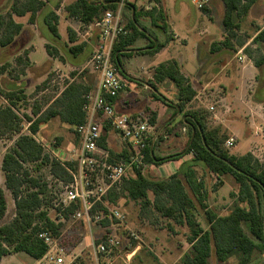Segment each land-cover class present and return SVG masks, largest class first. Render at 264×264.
Masks as SVG:
<instances>
[{
    "label": "trees",
    "instance_id": "obj_1",
    "mask_svg": "<svg viewBox=\"0 0 264 264\" xmlns=\"http://www.w3.org/2000/svg\"><path fill=\"white\" fill-rule=\"evenodd\" d=\"M258 0H224L225 16L224 27L229 36L222 45L230 47L229 38L236 36L235 31L240 29L235 23L234 17L243 19L246 17ZM126 2V1H125ZM124 2V4H125ZM122 0H76L68 5L65 10L67 16L83 24L90 26L100 20L107 11L116 12L120 8ZM134 8V18H128V25L125 24L129 34L120 38L113 48V63L121 73V56L130 57L128 51L140 38H146V34L139 28L143 27L139 22V14L134 4L127 3ZM46 4L42 0H12L8 11L0 13V48L11 46L23 31V24L15 18L29 16V22L34 23L39 13L45 10ZM130 10L129 7L123 6ZM157 13L159 20H166L163 11ZM208 7L203 11H207ZM122 18L125 11L122 12ZM156 9L147 11L146 16L154 17ZM127 16V15H126ZM60 19L55 11H47L44 23L55 40H60L59 33ZM166 24V23H165ZM164 33L169 34L168 27H162ZM69 42L77 41L76 34L68 30ZM172 37V36H171ZM171 37L166 40L169 42ZM254 43H264V30L254 39ZM167 43L159 45L148 52L150 55L157 54ZM219 43H213L212 53L218 49ZM221 45V44H220ZM241 45V44H240ZM50 57L58 58V49L51 52L49 45L45 46ZM87 49L86 43H81L69 48L73 57H78ZM249 55L248 49H245ZM27 56L28 53L26 52ZM21 60V58H19ZM256 68L264 65V55L259 60H254ZM8 70L7 65L0 67V76ZM122 74V73H121ZM156 83L171 80L178 89V108L183 117L178 121L183 128L187 129L189 140L185 149L168 158L157 156L156 148L162 140L173 134L172 122L167 125L154 143L155 133L149 136L146 149V161L156 166L176 161L184 156L191 155V162L186 163L177 173L169 177H156L151 174L135 173L130 179L124 181L119 193L126 194L132 201L141 202L143 208L154 205L164 217L171 218L179 226H185L189 230L187 242L192 246L189 254L182 259L184 264H209L210 259L215 256L220 263H225L235 252L239 253V264H264V163L256 159L250 152L244 155L230 154L224 148L228 136L218 127L207 128L206 117L202 111L187 110L188 104L194 100L197 93L194 91L190 81L181 73L177 62L161 64L154 71ZM152 89L157 91L155 84L150 83ZM92 87L82 82L68 83L52 103L44 110L42 107H35L32 111L33 117L29 127L30 134H22L21 126L23 120L16 114V101L22 100L17 92H3L2 95L7 105L0 106V136L16 135L14 147L7 152L2 159L1 169L5 177V186L10 191L15 202V218L12 222L0 226V262L12 254L24 253L33 260L41 258L47 247L39 238L42 232H50L56 237L61 236L64 224L51 218L46 208L48 198L51 195V188L47 183H40L34 178L29 165H36L38 168L49 169L54 180L69 184L72 181L71 175L60 162L50 157L34 138L40 130V125L48 123L53 119H59L61 123L69 125L74 129L86 122L87 114L85 106L87 96L92 92ZM156 100L167 104V100L160 95L153 93ZM117 98H109L113 103ZM147 110L145 113L149 112ZM149 122L153 126L157 124V112L150 111ZM35 119V120H34ZM172 128V129H171ZM156 132L159 128H155ZM75 131V130H74ZM195 131V132H194ZM107 127H104L99 145L102 149L108 150ZM60 141V140H59ZM133 153V149H123L118 154V161H127ZM73 167V165H71ZM199 167H203L206 174L216 177V185L223 183V178L231 176L237 185V190L231 193L237 199L238 204L230 212L219 214L213 211L207 204V189L203 177H199ZM153 194L154 200L150 199ZM192 195V196H191ZM244 204L245 206H242ZM72 204L64 212L65 220L77 209ZM198 208L204 211L206 228L197 219ZM99 210L107 213V210L99 205ZM8 212V200L5 190L0 183V222L3 221ZM249 226L248 235L243 227ZM104 226L109 222L104 221ZM64 244V243H63ZM73 264H86L83 257L77 258Z\"/></svg>",
    "mask_w": 264,
    "mask_h": 264
},
{
    "label": "rangeland",
    "instance_id": "obj_2",
    "mask_svg": "<svg viewBox=\"0 0 264 264\" xmlns=\"http://www.w3.org/2000/svg\"><path fill=\"white\" fill-rule=\"evenodd\" d=\"M93 1L100 2L101 0ZM143 1L144 0H139L138 2L143 3ZM161 1L166 4L161 8V11H163V14L165 16H168V24L172 29V32L169 31V34L166 35L164 40L170 38L172 35L175 36V38L171 41L169 49L156 59L150 57L134 58L135 68L141 69V67H143L147 69L151 63L153 65H159L161 63L178 61L182 62L181 64L183 65V70L192 69L198 62L192 50V40L195 36L193 35L194 33L198 32V30L203 31V29H206L208 38L206 45L208 48L212 44V41L218 39L223 32L226 33L227 36H229L223 23L225 16L224 0H212L213 4L211 1L210 7H208L207 11L198 10L192 4L191 0ZM8 9V4L6 5L5 3H3V0H0V13L6 12ZM120 11L121 14H123L121 8H119L114 13H119ZM142 13L146 12L143 11ZM259 14H261V10L260 8H257L256 11H253V14L250 18L251 21L253 19L256 20ZM129 17L130 15L128 14L127 16H125V18H122L124 24L128 25ZM16 20L22 23L23 26L27 25V27L29 28L26 30L23 37L17 39V41L14 42L15 44L13 43L7 48H0V67L3 65L8 66L7 72L0 76V106L8 104L2 95L3 92H17V96L22 98V100L16 101L17 107L15 108L16 114L23 120L21 133L30 134L29 127L32 121H28L26 116L33 117L32 111L36 106L42 107L45 110L49 106V103H51L52 100L62 90H64L65 86L70 83L72 78L74 77L75 80L73 82L84 83L86 81V85L91 86L92 90L94 91L96 89V82H98V74L92 71L91 67L88 66L87 63L70 70L54 69L53 67H48V65L44 66L46 65L44 64V61L46 60L45 49L42 47V43L39 41V39L33 40L34 35H38L39 38L43 36L45 41L47 42L46 45L50 46L52 53L55 52L56 49H60L62 54L60 53V50H58L59 60H71L73 59V56L67 49H65V46H63V44H55L54 41L56 40L49 33L47 27H45L42 21L39 20L37 23L36 19V23L34 22L32 24L29 22V18L26 17H16ZM234 21L235 23L239 24L240 29L236 30V36L234 38H231L234 44H230V47H225L230 49L232 54L236 53V46L242 48L244 44L250 40V37L254 35V28L249 27L250 29L249 31H247L248 26L241 22L242 19H238L235 16ZM158 23L161 27V30L163 31L164 29L162 27L166 25L164 20H161ZM145 29L146 31H151V28ZM211 36L212 38L209 39V37ZM29 39L32 40V42L36 46H38V54L36 58H38L37 61L43 63V67L41 68H34V66H32L29 62V58L26 54L27 51H23L21 49L24 42H27ZM254 39L249 41L248 45L245 47V49H248V51L250 52L253 61L259 60L262 56V52L254 43ZM223 43L224 41L221 42V45ZM151 45L152 44H150L149 46ZM33 48L34 46L31 47V49ZM245 49L244 52L247 57H249ZM93 51L87 54L88 56L86 55L87 62L91 58ZM19 58H21V60H19ZM204 60V62H206L208 65L207 72L209 75V82L211 83L214 81H212L211 78L215 79L214 75L219 71L222 72L223 69H218V65L210 64L211 66L209 67V62L207 61L206 57ZM238 71H240V68ZM247 71L248 70H246V72ZM257 74L258 75L255 79L252 77L250 78V76L249 78L247 77L248 79L245 80L244 88H242L243 92L238 93L240 94V96H242L241 98L243 101H240L238 103L236 102V99L231 100L232 95L230 96L229 94L233 93L234 88L235 93L240 92L241 87H238V85L231 86V79L227 76L226 71H224L222 78L223 86L218 87L214 85V87L208 86L207 88L203 89L200 98L196 100L191 107L192 109L203 112L204 116L206 117L208 129L219 127L228 136L229 139H234L235 142L233 148L226 149L224 145V148L228 150L230 154L239 156L244 155L248 153L249 150H251L250 153H252L254 157H256V159L264 163V141L263 143H261V145L252 147V138H248L246 136L248 131V125L246 124V121H251L252 116L242 114V118L239 119V114L241 112L237 107V105L250 106V104H252L256 106V104L262 105V103H264V67L263 69H259ZM210 75H212V77H210ZM202 82L204 83V80ZM158 90L160 91L159 88ZM126 95L127 92L125 94L123 93L121 96L123 97ZM248 102H250V104ZM212 106L215 108L213 112L209 111V108ZM227 109H229L230 118H228L229 121L227 119L226 123L229 122L230 126H233L229 127L230 132H234L236 130L240 131L241 136L238 139L235 137H231L230 132L228 130H224L225 127L220 126V124L217 123L216 116L224 117ZM118 112L121 115H124L123 113H121V111ZM255 112H258L255 117L262 116V114L264 115L262 109H257V111ZM245 113H248L247 110H245ZM150 115V111L147 113L142 112L141 115H138V117H145L150 119ZM237 116L239 118H237ZM182 117L183 115L181 114L180 118ZM180 118H178V121L180 120ZM165 122L166 121H164L163 123ZM160 125L157 126L159 130L157 132L154 131L155 136H159L165 128L164 127L161 130ZM173 126L174 133L168 136L165 140H162L156 148V154L160 158H168L169 156L181 153L185 149V146L189 140L187 131H183L184 128L179 122L174 124ZM105 127H107L108 131L107 140H110L109 144H107L106 142V144L108 145V150L105 151H107L109 154L110 162L113 164L125 162L118 161L117 156L123 151V149L127 148V144L123 141L118 132L115 131L110 125L107 124ZM34 138L39 143V145L43 147L44 152L54 159L55 157L50 152L51 149L54 148L69 153L72 150H78L80 146L79 139L74 131V128L61 123L59 119H53L48 123L41 124L40 130L38 134L34 136ZM16 139V135L12 136L7 134L0 136V183L2 188L5 190L8 200V212L3 221L0 222V226L12 222L15 218V202L10 191L7 190L5 186V177L1 166L4 155L14 147ZM27 168L30 170L31 175L34 178L39 179V182L41 184L47 183L48 187L51 188V195L48 198L46 208L49 209V215L54 219L57 213V205L60 202V183L52 178L48 168H38L36 165H29L27 166ZM154 176L161 177L156 173L154 174ZM199 177H203L204 182L206 183V189L208 192L206 205L210 208V210L212 209L217 213L221 212L223 214L230 212L238 204L237 199H235L231 195V193H234V191L236 192L237 190V185L235 184L231 176L224 177L223 183L219 185H216L214 179L209 178L204 171L199 173ZM119 190L120 188L111 190L106 197V202H108L110 207L118 208L126 215L125 224L116 225L118 226L116 228H119L122 233L136 232L142 239L141 249L147 250V253L141 254L139 257L134 259L131 264H163V262L160 263L159 261L155 260L156 258L151 251L155 252L156 254H160L162 251V247H166L171 239L170 237L172 236V224L177 226V229L181 232L178 233V231L177 234L174 235L178 238L182 237V234L184 233L183 229L188 230V228L185 226L177 225L171 218L164 217L159 211L155 209L154 205L143 208L141 202L130 200L129 198H127L126 194L119 193ZM150 199H152V201L154 200L153 194H150ZM241 205L245 206L244 204ZM63 224V245L66 246L75 256L79 255V257L81 258L83 257V260L86 264H95L90 243L92 241V234L95 235L96 232L97 235L100 234L98 232L100 231L99 227L97 225H92L91 234L88 226L84 222H73L67 220ZM243 227L246 233L248 235H251L249 226L244 224ZM146 235H148V237H145ZM21 260L26 261V263H23ZM33 263V258L24 253L12 254L3 262V264ZM176 264L184 263L182 260L180 262H177ZM209 264H239V253H233L225 263H220L213 255V257L210 259Z\"/></svg>",
    "mask_w": 264,
    "mask_h": 264
},
{
    "label": "built area",
    "instance_id": "obj_3",
    "mask_svg": "<svg viewBox=\"0 0 264 264\" xmlns=\"http://www.w3.org/2000/svg\"><path fill=\"white\" fill-rule=\"evenodd\" d=\"M125 1L127 0H122V3ZM211 1L191 0L198 10L210 7ZM145 9L160 10V0H153ZM93 25L98 32V41L89 66L98 74V83L96 89L87 96L84 109L87 114L86 122L74 129L79 139V149L69 153L54 148L50 151L72 177L69 184L59 182L61 192L56 221L84 222L91 234L92 225L99 227L100 234L97 235V232L95 235L92 234L90 243L95 264H131L141 249L142 239L136 232L122 233L116 228L118 227L116 225L125 224L126 215L118 208L110 207L106 197L111 190L120 188L124 181L137 172L143 175L155 173L160 175L164 170L146 161L147 141L156 130L149 119L145 117L133 119L121 115L115 105L109 102V98H117L130 88H134L113 63L115 43L129 34L121 11L119 13L107 11ZM214 110L213 106L209 108L211 112ZM107 124L118 132L129 148L133 149L127 161L111 163L108 152L100 147L99 141ZM254 134L256 138L264 139V122L254 125ZM234 142V139H228L225 142L226 149L233 148ZM72 204L78 207L69 215V219L65 220L64 212ZM99 205L103 206L107 213L99 210ZM104 221H108L109 225L104 226ZM62 235L63 230L59 238L50 232L40 233L39 238L47 250L33 264H73L79 255L75 256L63 245Z\"/></svg>",
    "mask_w": 264,
    "mask_h": 264
},
{
    "label": "crops",
    "instance_id": "obj_4",
    "mask_svg": "<svg viewBox=\"0 0 264 264\" xmlns=\"http://www.w3.org/2000/svg\"><path fill=\"white\" fill-rule=\"evenodd\" d=\"M11 1L8 0H3V3L6 5L8 4V8H10ZM45 2L46 7L45 10L41 13H39L37 17V23L38 21H42L44 23V17L46 15L47 11H55V13L58 15L60 22H59V33L61 36L60 40L54 41L55 44L65 46V49L69 51V48L75 45H79L81 43H86L87 44V49L85 50L84 53L79 55L78 57H73L71 60H59V58H53L48 55L46 52V44L47 42L45 41L44 37L42 36L41 38L38 37V35H34L33 40L39 39V41L42 43V47L45 49V56L46 60L44 61V66L48 67H53L54 69H60V70H70L73 68H76L80 65H84L85 63L88 64L89 66V61L87 62V57L86 55L91 53L93 49L95 48L97 41H98V32L97 30L93 27L94 25H90L87 27H84L83 24L75 19H72L67 16L65 8L74 3L76 0H42ZM153 0H144L143 3H139L138 0H127L124 3L120 4V8L123 11H125V16L130 15V17L134 18V8H131L127 3L134 4L137 7V12L140 13L139 15V22L140 24L145 27V28H151V31H145L143 28H139L141 32L146 34V38H142L138 40L132 48H130L128 51H124L126 53H129L132 55L130 57L127 56H121V73L122 76L125 77L128 81H130L133 85L134 88H130L127 91L126 96H119L118 99L114 102V105L118 111H121L124 115H127L131 118H138V115H141L142 112H146L147 110L157 112V124L156 126H161V130L166 127L167 125H170L172 122L178 123V118H180L181 112L178 113V89L175 86V84L167 79L164 82L161 83H156L154 80V71L155 69L160 66L159 65H153L152 63L150 66L145 69L141 67L135 68L134 66V58L136 57H150V58H158L161 54L165 53L171 44V41L175 38V36L172 35L171 40L169 42H166L165 37L167 33H164V31L161 30V27L158 22L161 20L158 19L157 13L160 11L156 9V13L154 17H149L146 16L145 13H142L143 11L147 12L145 9V6L151 5ZM161 8L164 7L166 4L163 3L160 0ZM213 4V1H212ZM129 7L130 10L124 9L123 6ZM166 8V7H165ZM257 8H260L261 14L257 16V19H253L251 21V16L253 14V11L257 10ZM9 10V9H8ZM7 10V11H8ZM166 11V10H165ZM125 16H123L125 18ZM26 18H29V16H25ZM166 15V26L168 27V31L172 32V29L170 25L168 24V19ZM16 19V18H15ZM242 23L246 24L248 26L247 31H249V27L254 28L253 36L250 37L251 41L252 39L256 38L261 31L264 30V0H258L253 7L250 9L247 17H244L241 21ZM36 23V22H35ZM34 26V25H31ZM46 27V25H45ZM29 27L27 25H24L22 33L18 36L17 39L21 38L24 36L26 30ZM72 30L76 34V39L77 41L75 43H70L69 42V36H68V30ZM95 29V30H94ZM171 34V33H170ZM250 34V33H249ZM194 39L192 40V50L194 53L195 58L197 59L196 65L192 69H187L183 70V65L181 64L182 62L178 61H173L177 62L180 68L181 73L190 81L194 91L197 93L196 97L194 100H192L188 106L187 110H193V111H198L195 109H192V104L200 98V95L202 93V90L207 88L208 86L214 87V85L218 87H222V78H223V73L226 71L227 76L231 79V86L238 85V87H241V91L235 93V88L233 90V93H230L229 95L231 97V100H235L236 102L243 101L242 96L240 94L243 92L242 88H244L245 85V80L252 77L256 78L258 75L259 69H263L264 66L261 68H256L254 65V61L252 58L247 57V55L244 52L245 47L248 45L249 41L244 44L242 48H239L236 46V53L232 54L230 49L225 48L224 46L220 45L222 41H226L228 38L226 33H222L218 39H214L212 41V44L215 42H218L219 49L215 52L212 53L211 51V45L209 48L206 45V42L208 40L207 38V31L206 29H203V31L198 30V32L194 33ZM251 36V35H250ZM212 38L209 37V39ZM16 39V41H17ZM15 41V42H16ZM230 44H234L233 40L229 39L228 41ZM159 43H167L166 46L160 50L157 54L155 55H150L148 54L149 51L155 49ZM15 44V43H14ZM138 44V45H137ZM152 44L151 46H149ZM256 46L260 49L262 52V55H264V43H255ZM34 46L33 49L31 47ZM232 47V46H231ZM23 51L28 52V58L29 62L32 66L41 68L43 67L40 61H37L38 58H36L38 54V46H36L32 40H28L27 42H24L21 48ZM20 49V50H21ZM60 50V49H58ZM19 52V50H18ZM60 53L62 54L61 50ZM88 56V55H87ZM205 57L207 58V61L209 62V67L211 65H218V69H223V71H219L214 75V78H211L213 82H209V75L207 72L208 65L206 62H204ZM242 58V60H239V58ZM211 64V65H210ZM217 68V67H216ZM240 68V71H238ZM246 70H248L246 72ZM93 71V70H92ZM248 73V74H245ZM212 77V75H210ZM248 77V78H247ZM75 80V77L72 78L71 82ZM204 80V83L202 82ZM70 82V83H71ZM86 84V81L84 82ZM96 82V87H97ZM150 83L155 84L157 87V91H154L150 85ZM160 89V91L158 90ZM63 91V90H62ZM61 91V92H62ZM60 92V93H61ZM60 93L52 100V102L59 97ZM126 93V92H125ZM124 93V94H125ZM153 93H156L157 95H160L162 98H165L167 100V104H164L162 101L156 100L153 97ZM223 100V99H222ZM51 102V103H52ZM251 102V101H250ZM250 102H248L250 104ZM255 103V102H254ZM257 103V102H256ZM246 105V104H245ZM250 106H238V109H240V114L239 117L237 118L241 119L242 114H246L248 116H252L251 121H246V124L248 125V131H247V137L252 138L253 142L252 147L261 145L263 143L264 139H258L255 137L254 134V125L255 124H262L264 122V115L262 116H257L255 117L258 112L257 109H262L264 112V103L261 104H256ZM230 109V108H229ZM229 109L225 112L224 117H219L216 116L217 118V123L220 124V126H224V130L229 131L230 123H226L227 119L230 118L229 115ZM245 110H247L248 113H245ZM184 114V113H183ZM182 114V115H183ZM259 118V119H257ZM261 118V119H260ZM166 121L165 123H163ZM229 121V119H228ZM222 124V125H221ZM225 124V125H224ZM227 125V126H226ZM156 126H154L156 128ZM184 132L187 131L186 128L183 129ZM230 132V131H229ZM231 137L239 138L241 136V133L239 130H236L234 132H230ZM155 138V137H154ZM176 140V139H175ZM65 143V142H64ZM110 143V140H107V144ZM249 150L248 152H250ZM192 156H184L180 158L179 160L176 161H171L164 163L160 166L161 170H164V173L160 174L161 177H169L178 171H180L186 163L191 162ZM168 170V171H167ZM199 172L204 171L203 167L198 168ZM205 172V171H204ZM209 178L214 179L216 181V178L213 175L207 174ZM160 177V178H161ZM235 192V191H234ZM212 208V207H211ZM214 211V210H213ZM217 213V212H216ZM219 214H222L221 212H218ZM204 211H202L200 208H198L197 212V219L198 221L202 224L203 228H206V223H205V218H204ZM172 236L170 237V241L166 245V247H162V251L160 254H156L155 252L151 251L152 254L155 256V260L159 261L160 263L163 262V264H176L177 262L182 261V259L185 257L186 254H189L191 251V245L187 242V235L189 234V230L183 229L184 233L182 234V237L178 238L177 236L175 237L174 235L177 234L179 231L177 226L172 224ZM178 233H181L180 231ZM145 237H148L146 235ZM150 245V243H149ZM151 247V245H150ZM148 249V247H147ZM151 249V248H150ZM152 250V249H151ZM147 253V250L140 249L134 259L139 257L141 254ZM16 256V255H15ZM10 256L5 257L4 259L1 260L0 264H3V262L8 259ZM133 259V260H134ZM18 260V259H17ZM132 260V262H133ZM23 263H26V261L21 260Z\"/></svg>",
    "mask_w": 264,
    "mask_h": 264
},
{
    "label": "water",
    "instance_id": "obj_5",
    "mask_svg": "<svg viewBox=\"0 0 264 264\" xmlns=\"http://www.w3.org/2000/svg\"><path fill=\"white\" fill-rule=\"evenodd\" d=\"M178 113H180V109H178ZM195 132V131H194ZM158 135L155 136L154 138V143H155V140L157 139Z\"/></svg>",
    "mask_w": 264,
    "mask_h": 264
}]
</instances>
